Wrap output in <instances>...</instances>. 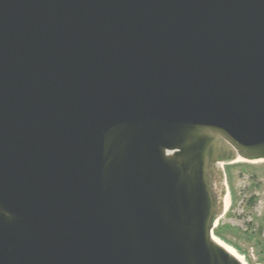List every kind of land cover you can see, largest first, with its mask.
Returning a JSON list of instances; mask_svg holds the SVG:
<instances>
[{
    "label": "water",
    "instance_id": "obj_1",
    "mask_svg": "<svg viewBox=\"0 0 264 264\" xmlns=\"http://www.w3.org/2000/svg\"><path fill=\"white\" fill-rule=\"evenodd\" d=\"M264 161V0H0V264H243L222 163Z\"/></svg>",
    "mask_w": 264,
    "mask_h": 264
},
{
    "label": "rangeland",
    "instance_id": "obj_2",
    "mask_svg": "<svg viewBox=\"0 0 264 264\" xmlns=\"http://www.w3.org/2000/svg\"><path fill=\"white\" fill-rule=\"evenodd\" d=\"M224 168L233 203L218 224L249 264H264V161H234Z\"/></svg>",
    "mask_w": 264,
    "mask_h": 264
},
{
    "label": "bare ground",
    "instance_id": "obj_3",
    "mask_svg": "<svg viewBox=\"0 0 264 264\" xmlns=\"http://www.w3.org/2000/svg\"><path fill=\"white\" fill-rule=\"evenodd\" d=\"M235 161H242L241 158H238L237 160ZM261 161V160H259ZM257 162V161H255ZM221 167L223 168V170L225 171V168H224V163L220 164ZM225 183V187H226V194L224 196V207H225V214L231 209L232 207V195H231V192L229 190V186L227 184V181L225 180L224 181ZM213 239L219 243L222 247H224L227 251H229L231 254H233L237 259H239L243 264H249L248 261L240 254L238 253V251L234 248V246L227 242L226 240L218 237V236H215V234H213Z\"/></svg>",
    "mask_w": 264,
    "mask_h": 264
},
{
    "label": "trees",
    "instance_id": "obj_4",
    "mask_svg": "<svg viewBox=\"0 0 264 264\" xmlns=\"http://www.w3.org/2000/svg\"><path fill=\"white\" fill-rule=\"evenodd\" d=\"M214 234L227 242L231 243V241L225 236L223 232V225L220 223L214 228ZM232 244V243H231Z\"/></svg>",
    "mask_w": 264,
    "mask_h": 264
}]
</instances>
